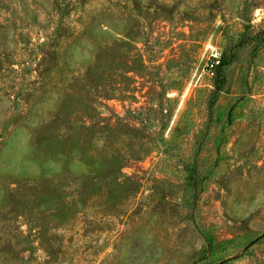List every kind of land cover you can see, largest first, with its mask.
<instances>
[{
  "label": "rangeland",
  "instance_id": "rangeland-1",
  "mask_svg": "<svg viewBox=\"0 0 264 264\" xmlns=\"http://www.w3.org/2000/svg\"><path fill=\"white\" fill-rule=\"evenodd\" d=\"M0 264H264V0H0Z\"/></svg>",
  "mask_w": 264,
  "mask_h": 264
},
{
  "label": "built area",
  "instance_id": "built-area-1",
  "mask_svg": "<svg viewBox=\"0 0 264 264\" xmlns=\"http://www.w3.org/2000/svg\"><path fill=\"white\" fill-rule=\"evenodd\" d=\"M219 62H220L219 55L212 54V57L209 59L208 63L206 64V70L209 76L215 75V70L217 69Z\"/></svg>",
  "mask_w": 264,
  "mask_h": 264
},
{
  "label": "trees",
  "instance_id": "trees-1",
  "mask_svg": "<svg viewBox=\"0 0 264 264\" xmlns=\"http://www.w3.org/2000/svg\"><path fill=\"white\" fill-rule=\"evenodd\" d=\"M227 63V60L224 58H220L219 65L217 66V69L215 70V86L219 90V87L224 83V77L221 73V67Z\"/></svg>",
  "mask_w": 264,
  "mask_h": 264
}]
</instances>
